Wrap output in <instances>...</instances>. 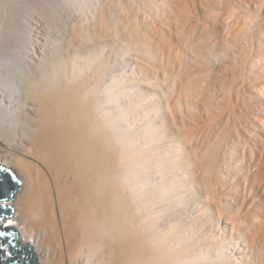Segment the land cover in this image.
I'll return each instance as SVG.
<instances>
[{"label": "bare ground", "instance_id": "obj_1", "mask_svg": "<svg viewBox=\"0 0 264 264\" xmlns=\"http://www.w3.org/2000/svg\"><path fill=\"white\" fill-rule=\"evenodd\" d=\"M0 169L38 264H264V0H0Z\"/></svg>", "mask_w": 264, "mask_h": 264}, {"label": "water", "instance_id": "obj_2", "mask_svg": "<svg viewBox=\"0 0 264 264\" xmlns=\"http://www.w3.org/2000/svg\"><path fill=\"white\" fill-rule=\"evenodd\" d=\"M21 184L13 172L0 169V221L5 222L12 217L11 212H15L9 206H3V201H14L12 194L20 191ZM19 236L14 229H2L0 224V264H38L31 246H26L24 250H19L16 243Z\"/></svg>", "mask_w": 264, "mask_h": 264}, {"label": "rangeland", "instance_id": "obj_3", "mask_svg": "<svg viewBox=\"0 0 264 264\" xmlns=\"http://www.w3.org/2000/svg\"><path fill=\"white\" fill-rule=\"evenodd\" d=\"M249 93V95H247ZM248 97H247V96ZM246 99L248 98V100L247 101H253L254 102V100L253 99H255V97H257V96H251V94H250V92L248 91L247 93H245V96H244ZM252 97H253V99H252ZM252 99V100H251ZM249 103V102H248ZM13 195V194H12ZM2 205L3 206H9V201H3L2 202ZM0 224H1V227H4V228H6V229H13L12 227H7V226H5V225H7V224H9V220H7L6 222H1L0 221ZM15 230V229H14ZM16 245H17V247H19V244H18V242L16 243Z\"/></svg>", "mask_w": 264, "mask_h": 264}]
</instances>
